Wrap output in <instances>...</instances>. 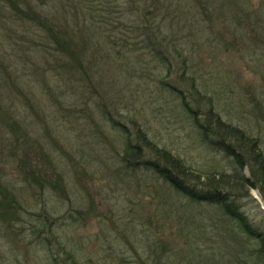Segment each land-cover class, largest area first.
Wrapping results in <instances>:
<instances>
[{
    "label": "rangeland",
    "instance_id": "obj_1",
    "mask_svg": "<svg viewBox=\"0 0 264 264\" xmlns=\"http://www.w3.org/2000/svg\"><path fill=\"white\" fill-rule=\"evenodd\" d=\"M164 1L153 41L125 31L131 0H0V186L15 198L0 203V264H264L261 241L180 193L147 147L191 165L201 190L234 168L197 128L210 111L264 153V0ZM50 25L83 54V80L69 52L59 66ZM257 192L236 204L264 236Z\"/></svg>",
    "mask_w": 264,
    "mask_h": 264
},
{
    "label": "trees",
    "instance_id": "obj_2",
    "mask_svg": "<svg viewBox=\"0 0 264 264\" xmlns=\"http://www.w3.org/2000/svg\"><path fill=\"white\" fill-rule=\"evenodd\" d=\"M131 2V11H129L128 15L131 22H129V26L125 28V31L130 34L133 33L134 36L132 37L137 39L142 37L143 39L150 38L154 41V37H152L153 34L149 35L151 29L149 26L151 25V27H154L158 22H161L164 17L169 18L173 10L171 9L172 5L170 4L173 2L169 3V5L167 4V1L164 0H131ZM47 18L46 15L40 14V12L33 13V20H38L42 28H44L45 25L49 26V24H51L47 21ZM148 21L150 25H148ZM49 28L50 29L48 30H50V33L52 31L54 34L52 25H50ZM156 29L157 27L154 28V30ZM59 33H61V31H59ZM127 36L123 35L117 39L119 40L118 43H120L123 48H128L131 44V37ZM53 37L52 40H54L55 43V50L60 53V57L57 56L56 58L59 66L62 65L61 67H68L67 62L65 63L64 61L62 63L60 60L63 53L69 52V63L71 64L69 65L72 68V75H74L76 80H83L75 72L76 70L82 71L83 54L80 52L75 53L76 49H72L71 46L69 47L66 43V41H69L64 37H60L58 33L57 36L54 34ZM114 41L115 39H107L104 43L115 46L116 42L114 43ZM143 41L146 42V40H142L140 41L142 42L141 44H144ZM156 41L158 44L163 43V40L160 41L157 38ZM81 74L83 76V73ZM197 128H201L204 134L203 137L207 141L220 145L227 156L232 159V163L234 164L233 173H222L220 174L219 179H216L213 175H208L207 181L209 189L201 190L196 186H191V184H189V181L193 182L202 178L191 165L184 162L178 155L173 154L171 150L160 148L158 145H151L148 143L147 147L149 152L155 154L157 158L164 163V165H161L162 163L159 160H155L153 165L154 169H156L155 171L165 180L170 182L173 187L178 189L180 193L184 194V196L196 201L218 205L223 209L227 217L239 225L243 232L249 234L256 240H260L262 243V251H264V236L252 229L249 221L236 204L237 198L244 196V190L249 191L251 189H259L264 199V153L259 147L258 141L249 136L248 133L241 128L222 122L219 115H214L212 111L208 113L207 123H201L200 127ZM227 139H232V141L229 143ZM137 149H135V151H137ZM246 166H249L250 168V178H247L243 172ZM220 188H226L228 192L222 194L218 191ZM0 190L4 198H0V203L5 205V201H9L10 203L14 202L15 198L10 196L11 193L8 190L2 189L1 186ZM0 216L7 217L8 214L2 212Z\"/></svg>",
    "mask_w": 264,
    "mask_h": 264
},
{
    "label": "water",
    "instance_id": "obj_3",
    "mask_svg": "<svg viewBox=\"0 0 264 264\" xmlns=\"http://www.w3.org/2000/svg\"><path fill=\"white\" fill-rule=\"evenodd\" d=\"M257 195H259L260 198H258V196H255V197H256L257 199H259L260 202L264 203V201H263V199H262V197H261V194L257 192Z\"/></svg>",
    "mask_w": 264,
    "mask_h": 264
},
{
    "label": "bare ground",
    "instance_id": "obj_4",
    "mask_svg": "<svg viewBox=\"0 0 264 264\" xmlns=\"http://www.w3.org/2000/svg\"><path fill=\"white\" fill-rule=\"evenodd\" d=\"M255 195L258 196V198H260L259 195H257V193H255Z\"/></svg>",
    "mask_w": 264,
    "mask_h": 264
}]
</instances>
